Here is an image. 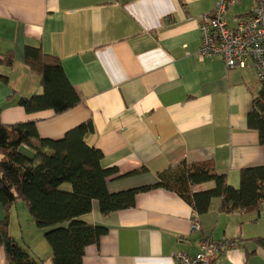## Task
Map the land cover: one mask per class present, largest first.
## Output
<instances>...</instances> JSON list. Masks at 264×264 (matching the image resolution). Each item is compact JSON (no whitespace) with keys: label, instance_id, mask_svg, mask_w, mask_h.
I'll use <instances>...</instances> for the list:
<instances>
[{"label":"crops","instance_id":"obj_1","mask_svg":"<svg viewBox=\"0 0 264 264\" xmlns=\"http://www.w3.org/2000/svg\"><path fill=\"white\" fill-rule=\"evenodd\" d=\"M218 1L0 0V58L14 57L11 68L0 63L8 77L0 81L1 122L34 120L39 136L58 139L91 120L95 133L88 139L103 154L101 166L118 171L108 178L110 192L154 183L180 161L208 162L238 187L241 169L264 166V145L247 125L259 84L250 68L227 69L221 58L197 54L200 17ZM252 6L253 0H243L227 19ZM27 45L59 57L78 104L61 114H27L17 104L41 91L39 73L23 60ZM219 203L213 199L197 214L178 195L158 188L138 193L133 208L107 216L93 206L86 219L108 231L85 248L83 264H177L175 254H195L203 237L231 242L220 264H264V244L258 242L264 238V202L257 214L220 211ZM4 215L0 204V219ZM193 221L199 230H191ZM21 223L16 234L11 226L10 232L51 264L41 229ZM5 259L0 247V264Z\"/></svg>","mask_w":264,"mask_h":264},{"label":"trees","instance_id":"obj_2","mask_svg":"<svg viewBox=\"0 0 264 264\" xmlns=\"http://www.w3.org/2000/svg\"><path fill=\"white\" fill-rule=\"evenodd\" d=\"M241 3L226 8L225 19L231 27L254 14L255 0L249 13L238 14L229 21L228 10ZM23 60L41 79L39 93L17 99L27 114L45 110L61 114L78 104L80 98L58 56L43 53L39 46L27 45ZM13 62L11 53L0 58L7 68ZM7 80V75L0 73V81ZM247 125L258 132L259 143L264 145V90L260 87L247 114ZM94 133L91 120L69 129L61 138L51 139L39 136L34 120L6 124L0 119V204L5 209L0 219V247L5 253V264H45L9 230L8 208L19 201L24 202L41 229L51 251V264H83L85 248L97 245L108 231L106 226L86 219L93 206L107 216L133 208L140 192L158 188L173 192L197 214L205 213L216 198L220 200L219 210L224 212L257 214L264 202V166L241 169L239 185L233 187L208 162L180 161L159 172L154 183L110 192L108 178L118 171L101 166L103 154L88 139ZM210 182L213 187L194 190L195 186ZM262 240L259 238L258 242L264 244Z\"/></svg>","mask_w":264,"mask_h":264},{"label":"built area","instance_id":"obj_3","mask_svg":"<svg viewBox=\"0 0 264 264\" xmlns=\"http://www.w3.org/2000/svg\"><path fill=\"white\" fill-rule=\"evenodd\" d=\"M241 1L220 0L210 13L201 17L197 54L200 58H221L227 69H252L260 89L264 90V0H255L253 16L231 27L225 19L226 8ZM191 229L199 230L198 223H191ZM230 245L229 240L203 238L195 254L177 253L175 261L177 264H220L219 256Z\"/></svg>","mask_w":264,"mask_h":264},{"label":"rangeland","instance_id":"obj_4","mask_svg":"<svg viewBox=\"0 0 264 264\" xmlns=\"http://www.w3.org/2000/svg\"><path fill=\"white\" fill-rule=\"evenodd\" d=\"M8 210H9L8 211L9 226H11V228L14 230L15 234H16L15 231L16 230L18 231L19 222H22L21 224L24 225V228H27L28 225L35 224V223H32L33 220L28 214L24 202H17L15 205H12L11 207H9ZM24 210L26 211L25 214H24ZM27 219H30L31 222L29 223L23 222V220H27Z\"/></svg>","mask_w":264,"mask_h":264},{"label":"clouds","instance_id":"obj_5","mask_svg":"<svg viewBox=\"0 0 264 264\" xmlns=\"http://www.w3.org/2000/svg\"><path fill=\"white\" fill-rule=\"evenodd\" d=\"M194 222V221H193ZM199 229H200V226H199ZM192 230V229H191ZM203 238H210V237H203ZM202 238V239H203ZM211 239V238H210ZM213 240V239H212ZM216 241H219V240H216ZM200 242V241H199ZM176 255V254H175Z\"/></svg>","mask_w":264,"mask_h":264}]
</instances>
